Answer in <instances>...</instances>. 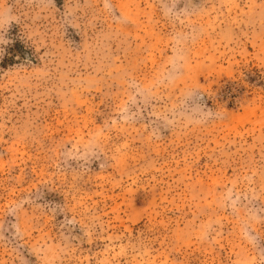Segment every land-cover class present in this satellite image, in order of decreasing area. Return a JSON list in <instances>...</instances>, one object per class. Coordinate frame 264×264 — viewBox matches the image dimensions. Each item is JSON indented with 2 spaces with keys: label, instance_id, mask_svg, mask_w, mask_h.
<instances>
[{
  "label": "rangeland",
  "instance_id": "374dc122",
  "mask_svg": "<svg viewBox=\"0 0 264 264\" xmlns=\"http://www.w3.org/2000/svg\"><path fill=\"white\" fill-rule=\"evenodd\" d=\"M0 264H264V0H0Z\"/></svg>",
  "mask_w": 264,
  "mask_h": 264
}]
</instances>
